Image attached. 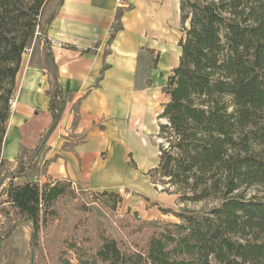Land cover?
Here are the masks:
<instances>
[{"label": "trees", "instance_id": "1", "mask_svg": "<svg viewBox=\"0 0 264 264\" xmlns=\"http://www.w3.org/2000/svg\"><path fill=\"white\" fill-rule=\"evenodd\" d=\"M63 1L0 0V189L2 203L12 208L1 209L0 243L28 221L34 245L42 227L59 216V201L76 196L69 179L41 181L34 161L66 104L47 37ZM180 25L179 64L168 76L164 91L170 98L158 115L165 119L158 131L159 163L149 175L154 183L174 186L181 202L216 203L202 213L177 212L180 222L128 221L118 236L100 230L93 243L73 237L54 264H264V198L246 194L264 184V156L251 148L254 129L264 128V0H181ZM36 27L46 39L56 82L52 122L33 155L2 173L9 164L2 149L10 99ZM75 208L80 218L89 209L83 203ZM133 234L141 240L128 239Z\"/></svg>", "mask_w": 264, "mask_h": 264}, {"label": "crops", "instance_id": "2", "mask_svg": "<svg viewBox=\"0 0 264 264\" xmlns=\"http://www.w3.org/2000/svg\"><path fill=\"white\" fill-rule=\"evenodd\" d=\"M179 25L180 0L63 1L47 37L66 104L34 159L41 181L69 179L78 188L100 191L120 189L125 176L136 179V167L126 158L141 169L149 164L148 141L159 127L156 104L181 55ZM26 57L2 149L15 165L51 124L56 83L39 54ZM41 116L45 120L32 133Z\"/></svg>", "mask_w": 264, "mask_h": 264}, {"label": "rangeland", "instance_id": "3", "mask_svg": "<svg viewBox=\"0 0 264 264\" xmlns=\"http://www.w3.org/2000/svg\"><path fill=\"white\" fill-rule=\"evenodd\" d=\"M180 27L181 25H179V32L181 31ZM45 43L46 39L39 34V29L36 27L35 34L24 52L23 58H27L26 56H31L30 58H32L39 54V58L48 65L44 50ZM168 98L170 97L165 92L160 96L161 100L156 104L158 114L162 112ZM160 108L161 112H159ZM44 120V116H41L32 125V133ZM156 121L159 125L161 122H165V119L156 116ZM259 126L253 131L258 133L257 139L252 143L251 148L264 156V128H261V124ZM247 130H249V135L253 136L252 130ZM158 131L159 127L150 135L147 149L148 152L151 151V158L149 164L144 165L143 169H141L142 165L139 162L136 161L133 164L132 158L127 155V163H129L131 168L132 165L136 167V179L131 175L129 177L125 176L127 181L124 183L126 184L116 190L92 191L78 188L73 184L76 196H66L59 201V216L47 226L42 227L40 237L34 245L32 226L28 221H22L7 239L2 240L0 243V264H54L58 254L66 250L67 240L73 237H78L79 239L91 238L93 243L100 230L110 235H123V225L128 223V221L133 223L144 220L180 222V219L176 216L177 212L190 210L202 213L210 209L216 203L215 201L181 202L174 186L162 184V182L154 183L147 174L149 168L156 166L158 163L159 146L162 141V138L158 136ZM32 155V152H30L28 156ZM17 164H7V169L2 173L12 171ZM129 181L130 184H128ZM6 182L3 186H6ZM110 193H115V195H110ZM246 194L247 196L256 194L264 198V184L248 188ZM5 198L4 191L0 189V221L4 219L1 209L12 211L9 203H2ZM78 203H83L89 207L88 210L81 213V218L79 211L75 208ZM81 219L82 221H80ZM129 230L130 228H127V233H129ZM141 237L142 235L140 234H133L128 239L139 241Z\"/></svg>", "mask_w": 264, "mask_h": 264}, {"label": "built area", "instance_id": "4", "mask_svg": "<svg viewBox=\"0 0 264 264\" xmlns=\"http://www.w3.org/2000/svg\"><path fill=\"white\" fill-rule=\"evenodd\" d=\"M119 2H123V0H118ZM51 43H56L58 45H62V42L58 41V40H52ZM16 103H17V98L15 96H13L11 99H10V107H11V110H13L16 106Z\"/></svg>", "mask_w": 264, "mask_h": 264}]
</instances>
